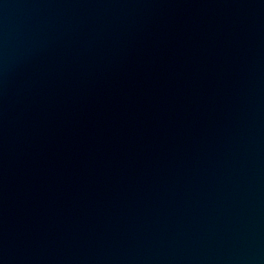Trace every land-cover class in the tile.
<instances>
[{
    "label": "water",
    "instance_id": "95a60500",
    "mask_svg": "<svg viewBox=\"0 0 264 264\" xmlns=\"http://www.w3.org/2000/svg\"><path fill=\"white\" fill-rule=\"evenodd\" d=\"M0 264H264V0H0Z\"/></svg>",
    "mask_w": 264,
    "mask_h": 264
}]
</instances>
